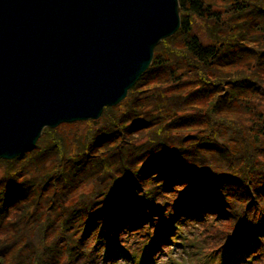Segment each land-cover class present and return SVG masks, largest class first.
I'll list each match as a JSON object with an SVG mask.
<instances>
[{"label":"trees","instance_id":"trees-1","mask_svg":"<svg viewBox=\"0 0 264 264\" xmlns=\"http://www.w3.org/2000/svg\"><path fill=\"white\" fill-rule=\"evenodd\" d=\"M179 2V31L118 110L72 145L48 129L36 150L0 161V264H67L75 245L110 256L121 210L151 203L135 194L143 183L153 200L177 196V218L234 229L197 258L264 264V0Z\"/></svg>","mask_w":264,"mask_h":264},{"label":"water","instance_id":"water-1","mask_svg":"<svg viewBox=\"0 0 264 264\" xmlns=\"http://www.w3.org/2000/svg\"><path fill=\"white\" fill-rule=\"evenodd\" d=\"M178 27L177 0H0V159L118 104Z\"/></svg>","mask_w":264,"mask_h":264},{"label":"rangeland","instance_id":"rangeland-1","mask_svg":"<svg viewBox=\"0 0 264 264\" xmlns=\"http://www.w3.org/2000/svg\"><path fill=\"white\" fill-rule=\"evenodd\" d=\"M43 74V73H41ZM115 109H119L118 106ZM59 127V126H58ZM60 131H63L64 134H76L78 137L77 140H82L86 132L95 128V123H83V124H67V125H60ZM75 139V140H76ZM75 140H73L70 145H72ZM43 142V138H40L37 142V145H40ZM76 145V144H75ZM36 150V148H35ZM45 172V171H42ZM41 172V173H42ZM250 191L246 192L245 195H253ZM250 202V197L246 196L242 201L238 202V205L247 206ZM235 234L234 229L228 223H210L209 221L204 224L197 225V250L204 253L214 252L217 253L219 250L214 251L218 248L219 245H216V242H220L221 240L225 239L226 237L232 236ZM179 245H183L184 241H179ZM178 245V246H179ZM178 250V249H177ZM176 248L173 247L170 251L171 254L163 253L160 260L157 261L156 264H171L170 262H176L175 253L177 252ZM169 253V252H168ZM183 257V256H182ZM167 258H169L167 260ZM251 260L248 261V263ZM117 264H123L122 262H118ZM247 264V263H245Z\"/></svg>","mask_w":264,"mask_h":264},{"label":"bare ground","instance_id":"bare-ground-1","mask_svg":"<svg viewBox=\"0 0 264 264\" xmlns=\"http://www.w3.org/2000/svg\"><path fill=\"white\" fill-rule=\"evenodd\" d=\"M162 19H163V17H162ZM61 72H63V71H61ZM34 125L36 126L35 122H33L31 124L22 123V125L20 126V129L18 130V132L19 133H24V132H27V131H31V130L34 129L33 128ZM39 136H40V132L38 134L30 132V133L24 134L22 136L21 141H22V147H23L22 151H23V153L35 150V147L37 146V142H38ZM11 160H13V158H11Z\"/></svg>","mask_w":264,"mask_h":264}]
</instances>
